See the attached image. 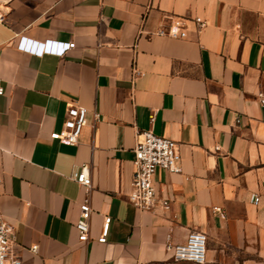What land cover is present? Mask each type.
<instances>
[{
  "label": "crops",
  "instance_id": "0c3cea01",
  "mask_svg": "<svg viewBox=\"0 0 264 264\" xmlns=\"http://www.w3.org/2000/svg\"><path fill=\"white\" fill-rule=\"evenodd\" d=\"M168 16L186 19V38L155 34ZM22 36L76 46L40 56ZM0 86V207L24 264H191L167 243L192 230L207 234V264H264V0H0ZM73 100L88 123L70 145L50 134ZM144 129L180 144L182 171L156 174L169 209L129 201ZM84 164L93 213L80 241L86 187L72 173Z\"/></svg>",
  "mask_w": 264,
  "mask_h": 264
},
{
  "label": "built area",
  "instance_id": "2783aa9c",
  "mask_svg": "<svg viewBox=\"0 0 264 264\" xmlns=\"http://www.w3.org/2000/svg\"><path fill=\"white\" fill-rule=\"evenodd\" d=\"M156 30L159 36H168L176 39L187 37L186 19L181 16H168ZM198 30H202L207 21L197 16L194 18ZM76 46L74 41H60L48 39L43 42L29 40L22 36L18 42V48L42 56L45 53L63 56L67 51ZM135 74L139 71L135 69ZM4 93V88L0 86V94ZM261 104L264 106V93H258ZM88 108L78 101L73 100L68 103L66 119L62 130L53 131L52 139L62 143L75 145L79 142L83 129L88 123ZM96 122L99 121V114H95ZM137 143L134 148L135 172L132 181V189L129 194V201L142 210H153L157 205L165 209L170 208V201L158 198L156 187V174L163 169L173 173L182 171L180 165L181 152L180 144L172 138L156 134L152 129H144L138 132ZM72 178L80 185L86 187V196L80 203V214L76 222L79 232V240L87 241L90 238V218L93 213L90 192L93 187V179L90 174V167L82 165L72 173ZM251 202L258 204L260 196L257 193L251 195ZM214 211L225 217L221 207H214ZM111 216H105L101 235L98 240L106 243L110 230ZM207 243L208 237L204 231L192 230L187 239L182 243H173L168 240L167 249L171 252L175 262H191V264H207ZM14 228L5 219L0 207V264H24L22 258L14 251ZM38 245L32 246L36 251Z\"/></svg>",
  "mask_w": 264,
  "mask_h": 264
}]
</instances>
